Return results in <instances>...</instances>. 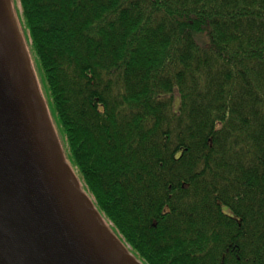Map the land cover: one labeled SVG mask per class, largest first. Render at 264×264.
<instances>
[{"label":"trees","instance_id":"16d2710c","mask_svg":"<svg viewBox=\"0 0 264 264\" xmlns=\"http://www.w3.org/2000/svg\"><path fill=\"white\" fill-rule=\"evenodd\" d=\"M17 1L65 161L127 251L264 264V0Z\"/></svg>","mask_w":264,"mask_h":264},{"label":"water","instance_id":"95a60500","mask_svg":"<svg viewBox=\"0 0 264 264\" xmlns=\"http://www.w3.org/2000/svg\"><path fill=\"white\" fill-rule=\"evenodd\" d=\"M33 72L0 0V264H141L67 165Z\"/></svg>","mask_w":264,"mask_h":264},{"label":"rangeland","instance_id":"374dc122","mask_svg":"<svg viewBox=\"0 0 264 264\" xmlns=\"http://www.w3.org/2000/svg\"><path fill=\"white\" fill-rule=\"evenodd\" d=\"M8 5H9V10H10V13H11V16L14 20V23L15 25L17 26L18 28V32H19V35H20V38L22 40V45L25 49V52L28 56V60H29V63H30V67L32 69V72L34 70V63H33V59H32V55H31V52H30V49H29V46H28V42H27V39H26V36L24 34V29H23V24H22V21H21V10H20V5H19V2L17 0H8ZM34 74V77L38 83V89L40 91V95L42 96V99L44 100V104L47 105L46 101H45V95L43 93V90L39 84V80H38V77H37V74L34 70L33 72ZM54 126V124H53ZM54 131L56 133V136L58 138V141L60 143V146L62 147V144H61V140L59 139L58 137V133L56 131V128L54 126ZM62 152H63V147H62ZM223 211H227L226 209H223Z\"/></svg>","mask_w":264,"mask_h":264}]
</instances>
